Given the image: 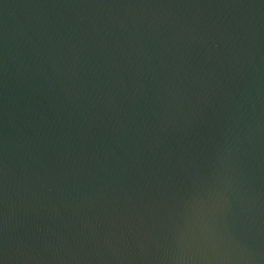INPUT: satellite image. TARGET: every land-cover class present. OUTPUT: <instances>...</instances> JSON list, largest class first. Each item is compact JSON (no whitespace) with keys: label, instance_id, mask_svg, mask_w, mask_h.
I'll return each instance as SVG.
<instances>
[{"label":"water","instance_id":"1","mask_svg":"<svg viewBox=\"0 0 264 264\" xmlns=\"http://www.w3.org/2000/svg\"><path fill=\"white\" fill-rule=\"evenodd\" d=\"M0 264H264V0H0Z\"/></svg>","mask_w":264,"mask_h":264}]
</instances>
